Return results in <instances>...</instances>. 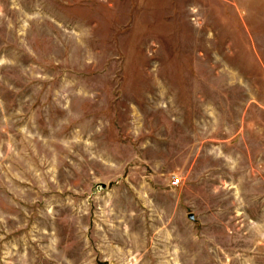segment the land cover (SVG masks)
<instances>
[{"label": "rangeland", "instance_id": "1", "mask_svg": "<svg viewBox=\"0 0 264 264\" xmlns=\"http://www.w3.org/2000/svg\"><path fill=\"white\" fill-rule=\"evenodd\" d=\"M0 264H264V0H0Z\"/></svg>", "mask_w": 264, "mask_h": 264}, {"label": "water", "instance_id": "2", "mask_svg": "<svg viewBox=\"0 0 264 264\" xmlns=\"http://www.w3.org/2000/svg\"><path fill=\"white\" fill-rule=\"evenodd\" d=\"M191 218H193V216H191Z\"/></svg>", "mask_w": 264, "mask_h": 264}]
</instances>
